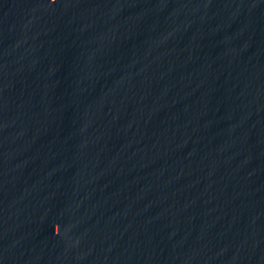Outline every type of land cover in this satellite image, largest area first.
<instances>
[{"label": "water", "instance_id": "obj_1", "mask_svg": "<svg viewBox=\"0 0 264 264\" xmlns=\"http://www.w3.org/2000/svg\"><path fill=\"white\" fill-rule=\"evenodd\" d=\"M0 264H264V0H0Z\"/></svg>", "mask_w": 264, "mask_h": 264}]
</instances>
